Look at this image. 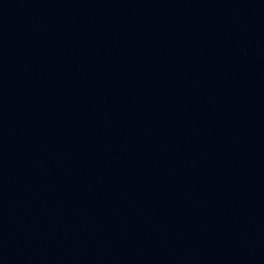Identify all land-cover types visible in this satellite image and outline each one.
<instances>
[{"label": "water", "instance_id": "95a60500", "mask_svg": "<svg viewBox=\"0 0 264 264\" xmlns=\"http://www.w3.org/2000/svg\"><path fill=\"white\" fill-rule=\"evenodd\" d=\"M0 264H264V0H0Z\"/></svg>", "mask_w": 264, "mask_h": 264}]
</instances>
